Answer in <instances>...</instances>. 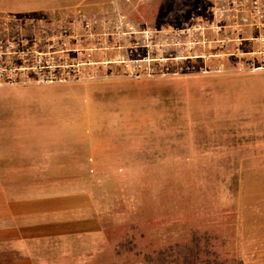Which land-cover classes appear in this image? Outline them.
Wrapping results in <instances>:
<instances>
[{
	"label": "rangeland",
	"instance_id": "rangeland-1",
	"mask_svg": "<svg viewBox=\"0 0 264 264\" xmlns=\"http://www.w3.org/2000/svg\"><path fill=\"white\" fill-rule=\"evenodd\" d=\"M9 1L0 14L54 15L79 32V14L97 21L91 38L67 40L68 63H97L0 87V114L50 95L52 134L97 163L114 263L264 264V70L238 63L257 58V30L223 16L226 0Z\"/></svg>",
	"mask_w": 264,
	"mask_h": 264
},
{
	"label": "crops",
	"instance_id": "crops-1",
	"mask_svg": "<svg viewBox=\"0 0 264 264\" xmlns=\"http://www.w3.org/2000/svg\"><path fill=\"white\" fill-rule=\"evenodd\" d=\"M18 1L29 0L5 4ZM26 86L40 84L3 87ZM41 98L24 115L0 114V264H115L100 238L91 172L97 163L77 139L79 147L68 150L64 137L52 134L50 95Z\"/></svg>",
	"mask_w": 264,
	"mask_h": 264
},
{
	"label": "built area",
	"instance_id": "built-area-1",
	"mask_svg": "<svg viewBox=\"0 0 264 264\" xmlns=\"http://www.w3.org/2000/svg\"><path fill=\"white\" fill-rule=\"evenodd\" d=\"M223 6V16L239 18L242 23L251 25L258 32L250 37L255 43V49L247 52L257 58L255 61L251 57L246 58L238 62L239 65L246 64L252 70H264V0H226ZM75 21L80 32L65 18H56L54 15L28 18L16 13L0 14V86L62 82L67 78L69 65L97 63L91 60L68 63L67 52L72 50L68 48V38L76 41L81 40V36L91 38L97 22L81 14ZM242 23H236L234 29ZM27 24L32 26L33 32L23 36L22 28ZM238 42L241 43L239 40ZM95 49V43L88 48L91 51ZM235 52H239V48ZM231 54L238 55L233 52ZM126 61L123 56L119 60L120 63Z\"/></svg>",
	"mask_w": 264,
	"mask_h": 264
}]
</instances>
